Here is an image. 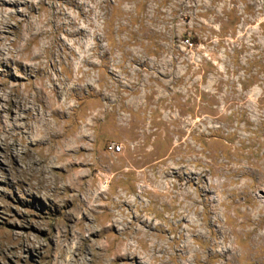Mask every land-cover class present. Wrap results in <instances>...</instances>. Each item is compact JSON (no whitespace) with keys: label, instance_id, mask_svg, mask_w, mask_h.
Instances as JSON below:
<instances>
[{"label":"rangeland","instance_id":"obj_1","mask_svg":"<svg viewBox=\"0 0 264 264\" xmlns=\"http://www.w3.org/2000/svg\"><path fill=\"white\" fill-rule=\"evenodd\" d=\"M0 264H264V0H0Z\"/></svg>","mask_w":264,"mask_h":264},{"label":"built area","instance_id":"obj_2","mask_svg":"<svg viewBox=\"0 0 264 264\" xmlns=\"http://www.w3.org/2000/svg\"><path fill=\"white\" fill-rule=\"evenodd\" d=\"M109 151L111 153H118L120 151V149H119V147L111 146V147H109Z\"/></svg>","mask_w":264,"mask_h":264},{"label":"trees","instance_id":"obj_3","mask_svg":"<svg viewBox=\"0 0 264 264\" xmlns=\"http://www.w3.org/2000/svg\"><path fill=\"white\" fill-rule=\"evenodd\" d=\"M186 42H187V44H190V43H189V40H187Z\"/></svg>","mask_w":264,"mask_h":264}]
</instances>
